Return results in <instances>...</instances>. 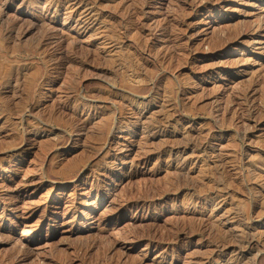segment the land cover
I'll return each mask as SVG.
<instances>
[{"label":"rangeland","instance_id":"374dc122","mask_svg":"<svg viewBox=\"0 0 264 264\" xmlns=\"http://www.w3.org/2000/svg\"><path fill=\"white\" fill-rule=\"evenodd\" d=\"M0 264H264V0H0Z\"/></svg>","mask_w":264,"mask_h":264},{"label":"bare ground","instance_id":"6f19581e","mask_svg":"<svg viewBox=\"0 0 264 264\" xmlns=\"http://www.w3.org/2000/svg\"><path fill=\"white\" fill-rule=\"evenodd\" d=\"M107 141H108V140H107ZM106 144H107V143H106ZM184 231H185V230H184ZM200 231H201V229H200ZM185 233H187V234H188V232H187V231H186ZM185 233H184V234H185ZM198 233H199V232H198ZM189 234H190V233H189Z\"/></svg>","mask_w":264,"mask_h":264}]
</instances>
